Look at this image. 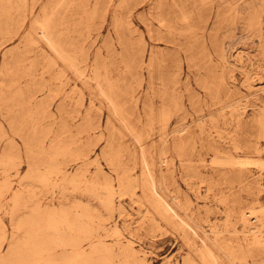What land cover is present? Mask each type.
Instances as JSON below:
<instances>
[{
	"label": "bare ground",
	"instance_id": "bare-ground-1",
	"mask_svg": "<svg viewBox=\"0 0 264 264\" xmlns=\"http://www.w3.org/2000/svg\"><path fill=\"white\" fill-rule=\"evenodd\" d=\"M112 1L80 0V3L88 14L102 8L105 20ZM192 1L199 9L208 11L205 21L213 12L214 23L226 19L229 26L226 33L228 40L225 39L216 51L214 68L217 73L213 81L206 82L201 79L200 71H196L197 82L206 90L208 97L198 98L196 106L200 107V112L192 122L200 126L199 133L205 136L203 138L207 146L213 149L210 160L190 148L196 140V135L188 132L191 123L182 121L178 126L171 125L176 111L183 108L181 94L177 93L176 87L172 95L168 94V87L160 89L161 105L155 114L159 137L155 146L158 157L155 159L149 155L143 133L129 122L127 110L116 97L118 91L124 89L128 78H135L141 86L144 69L150 82L156 77L162 80L163 75V51L154 47L146 49L143 36L140 34L135 37L133 34L136 29L131 19L134 9L130 5L131 0H119L113 15L115 36L105 39L93 57L79 36L70 32L71 23L76 26V22L73 16L60 11L64 0H50L40 8L41 16L35 15V0H0V37L9 35V39L13 38L11 24L14 11L24 14L29 10L25 16L33 17V26L25 36L24 47L18 46V50L11 48L3 52L4 55L11 53L15 60H19L25 51L35 53L24 73L28 76L26 86H17V78H13L11 93L14 97H7L9 107L18 104L29 111L55 119L48 94L62 93L58 109L67 108L65 101L70 94L62 90L69 79L66 70L70 69L78 81L91 91L96 88L111 106L113 114L123 123V129H120L122 136L130 135L138 149L142 167L138 174L132 173L133 167L120 164L116 157L111 156L110 164L117 173V185L108 176H100V167L94 173H89V165L96 163L91 160L89 143L75 146L65 143L62 134L69 127L61 121L58 131L49 136V143L44 140L45 134L40 132L24 137L25 154L29 157L36 152L41 158L42 155H48L50 161L45 167L56 176L59 183L49 182L45 175H39L36 171L39 167L36 166L33 173L22 174L18 186L14 187L9 167L17 164L22 150L12 140H8L3 147L0 146V164L5 169L0 183V210L6 204L11 206L12 230H8L0 213V264H152L146 249L134 244L136 239L130 232L139 233L141 229L160 231L163 236L170 232L178 233L188 248L183 264H199L200 261L205 264H264L261 260L264 258V66L251 56V48L256 45L264 47V24L260 19L264 15V0ZM163 2L152 0L149 13L157 20L158 26L166 25L173 32L171 19L162 11ZM172 4H175V0H172ZM25 16L19 22L18 29L23 26ZM181 16L187 18L189 15L183 11ZM239 21L244 31L237 36L233 24ZM60 25L64 27L60 28ZM251 28L255 29L257 38L248 37L249 33L245 29ZM156 29L153 22L148 24L152 40L159 38L156 35L159 29L158 32ZM40 42L45 44L47 50L40 46ZM206 56L211 57L209 54ZM246 58L250 59L248 63L245 62ZM38 59L43 62L40 71L34 69V65L40 62ZM88 66L91 73L85 78ZM237 72L239 77L236 76ZM0 74L3 75V70ZM178 80L177 74H174V85ZM241 86H245L249 93L242 94ZM186 90H190L188 84ZM40 92L48 94L39 98ZM129 92L130 102L137 109V93L134 89ZM250 98L254 99L253 102H250ZM147 106L149 113H153L154 102L150 100ZM248 107L253 111L246 118ZM204 109L209 111L204 112ZM91 110L88 108L82 116L89 133L101 126ZM215 110L219 116L214 115ZM17 117H9L14 131ZM228 125L233 131L239 127L253 128L255 140L240 138L226 131ZM111 126L108 120L106 127ZM0 130L1 136L6 135L1 126ZM213 132L228 147H220L211 136ZM171 138L172 147L181 157L183 165L199 173L210 166L212 169L206 173L211 179H235L241 190H248L238 209L240 229H232L227 223L220 226L217 222H210L207 216L205 218L188 212L186 202H183L175 188L170 187L175 183L170 168ZM121 147L132 152L129 144H122ZM189 148L188 156L183 157ZM233 151L238 153L233 154ZM55 154L63 155L62 161L52 159ZM67 155L76 163L74 171L67 170L63 165ZM220 161L225 163L220 165ZM34 177L46 186H52L46 193L51 192L52 198L58 196L57 204L52 200L45 201V192L33 188L30 181ZM55 186H61L59 194L53 189ZM233 187L232 184L230 188ZM81 188L88 196L98 199L102 213L98 208H92L89 199L77 197L75 192ZM209 189L211 185L207 184L204 190H195L194 194L198 198ZM218 198L226 197L218 195ZM27 205L29 211L23 210ZM117 217H120V223L114 220ZM111 221L114 222L111 224ZM203 221L208 228L203 225ZM199 230L204 233L203 236ZM124 231L130 235H125ZM240 232L243 237L238 234ZM106 237L111 239L107 240ZM85 239L89 240L88 243L83 242ZM248 254L252 255L251 263L245 259ZM167 263L178 264L170 258L165 259L164 264Z\"/></svg>",
	"mask_w": 264,
	"mask_h": 264
},
{
	"label": "rangeland",
	"instance_id": "rangeland-1",
	"mask_svg": "<svg viewBox=\"0 0 264 264\" xmlns=\"http://www.w3.org/2000/svg\"><path fill=\"white\" fill-rule=\"evenodd\" d=\"M49 1L50 0H35V15L40 14L41 16L42 11L40 8ZM64 2L60 11L67 13L69 16H73L76 22V26L71 23L72 30L70 32L79 36V39L83 41L87 50L90 52V56L93 57L94 52L99 46L104 44L103 42L105 39H112L115 36L113 15L119 0H113L111 2L105 20L102 17V8L88 14L81 5L80 0H64ZM151 4L152 0H131L130 5L134 7L131 13V19L136 29L133 34L135 37H138L140 34L143 36L146 42V49L154 47L163 51L162 80L156 77L154 81L150 82L147 70L144 69L141 86L137 83L135 78H128L124 89L119 90L116 97L120 104H123L124 108L127 110L129 122L138 132L143 133L149 155L155 159L158 157L155 146L159 138L157 122H155L157 116H155V114H157L158 108L161 105L160 89L168 87V94L172 95V90L176 87L177 93L181 94L180 101L183 102V108H181L180 111H176L171 125L173 126L176 124V126H178L182 121L185 123L188 122L189 124L191 123L188 132L194 133L196 135V140L190 145V148L194 152L200 153L205 159L210 160L213 149L207 146L206 139L203 138L205 136L199 133L200 126H198L196 122H192L193 119L198 117V113L200 112V107L196 106L198 98L208 97L206 90L197 82L196 71H200L201 79L206 80V82L210 83L213 81V77L215 73H217V70L214 68V62L217 59L216 51L225 39L228 40V37H226L229 28L228 23L226 19H221L217 21V23H214L213 12L210 13V17L205 21L204 18L208 11L199 9L192 0H175V4H172V0H164L162 11L164 14L168 15L172 21L173 32H170L169 27L166 25L158 26L157 20L150 15L149 10ZM183 11L189 15L187 18H182L181 13ZM14 12V21L11 24V35H13V38L9 39V35L0 37V73L1 70H3V75L1 76L0 74V126L3 131L6 132V135L1 136L2 132L0 130V146L3 147L8 140H12L13 143L22 150L21 158L17 160V164L14 167H9L12 186L17 187L21 175L33 173L36 166L39 167L38 170L36 169L39 175H45L49 182L59 183L56 176L50 174L49 169L45 167L50 161L48 155H42L41 158L36 152L30 154L29 157L25 154L24 137L32 135L35 132H40L45 134L44 140L49 143V136L58 131L61 121L66 123L67 128L69 127V130L62 134V139L65 143L70 144V146H75L79 143H89L91 160H95L96 162L89 165V173H94L96 169L100 167L102 169L100 176L102 178L103 176H108L112 179V182L117 185V173L110 164V157L113 156L116 157V160H118L120 164L127 165L130 168L133 167L131 170L132 173L138 174L142 168L139 163V152L133 144L130 135L122 136L120 129H123V123L113 114L111 106L107 104L105 98L99 94L98 90L94 88L91 91L87 86H84L81 81L77 80L70 69L66 70L69 79L62 90L63 93L70 94L65 101L67 106L66 109H62L61 111L58 109L62 93L58 95L48 94L47 92L39 93V98L45 97L47 94L49 95L50 108L55 119L48 115L44 116L40 113L29 111L18 104L13 108L9 107L7 97H14L11 93V88H13L12 85L14 83L13 78H17L15 83L17 86L24 88L28 78L24 73L35 56V53L31 50L25 51L19 60H15L9 52H7L6 55L3 54L4 51H8L11 48H16L18 50V46L24 47L25 36L31 26H33V17L28 15L25 16L29 13V10L25 11L24 14L18 11ZM24 16V24L18 29L19 22ZM260 19L263 25L264 15H261ZM150 22H153L154 27L159 29V33H156L157 37H159L157 40H152L149 36L148 24ZM36 27L38 26L36 25ZM62 27H64V25H60V28ZM233 27L235 28L237 36L241 35V32L244 31L240 21L234 22ZM157 29L155 30L156 32H158ZM254 31V28L245 29V32L249 33V38H257ZM39 44L42 48L47 50L43 42ZM146 52L147 50L145 51V55ZM251 52L252 58L257 60V62H261L264 66V47L256 45L255 48H251ZM206 54H209L211 57H207ZM38 61L40 62L34 65V69L40 71L43 62H41V59H38ZM249 61V58L245 59L246 63ZM60 66H62V63ZM90 73L91 69L88 66L86 68L85 78H87ZM174 74H177L179 79L176 85H174L173 82ZM236 76L239 77L240 74L237 72ZM150 83L152 84L151 87L149 86ZM187 84L190 86V90H186ZM229 85L233 86L232 83H229ZM73 88H76V90H73ZM131 89H134L135 93H137V109H135L130 102L129 91ZM240 92L242 94H247L249 90L245 86H241ZM150 100L155 104L153 113H149L147 106ZM253 100V98H250V102H253ZM88 108L92 109V114L96 116V119L101 125L100 128L91 130V133L88 132L82 120L83 113ZM208 111V109H204V112ZM252 111V108L248 107L245 113L246 118L251 115ZM12 115L18 116L16 131H14L9 123V117ZM214 115L219 116L217 110L214 111ZM182 117L185 118L182 120ZM108 120L111 121V128L106 127V122ZM226 131L232 132L240 138L249 139L250 141L255 140L256 137L254 129L249 126L243 128L239 127L233 131L228 125ZM211 136L220 144V147H228L227 143L223 142L215 132H213ZM169 143L171 146L170 153L172 158L170 168L173 170V175L175 177V183L170 187L172 189L175 188L183 202H186L188 212H193L196 216L208 217L210 222H217L220 226L227 223L232 229H240V223L237 217L238 209L241 205L240 202L242 198L246 196L248 190L246 188L241 190V186L237 184V180L235 179L231 181L211 179L206 173L207 170L212 169L210 166H207L208 168H203V173L191 170L181 163V157L172 147V138ZM122 144H129L132 152H128L123 147L120 148ZM190 148L185 152L186 154H184L183 157L188 156ZM118 149H120V151H118ZM237 153L238 152L233 151V154ZM52 159L62 161L63 155L55 154ZM219 163L223 165L225 162L220 161ZM63 165L69 171H74L76 167V163L71 160L69 156L63 160ZM156 168L158 169L159 167ZM164 168L166 169L167 167L164 166ZM4 170V166L0 164V183L3 179ZM30 183L36 191L45 192V201L47 199L56 202V204L58 203V196L52 198L50 195L51 192L46 193L47 189H52L50 184L46 186V184L42 183L37 177H34ZM207 184L211 185V189H209L205 195L196 198L194 191L204 190ZM232 184L234 187L230 188ZM53 189H56V193L59 194L61 186H55ZM79 190L75 192L77 197L80 199H89L92 203V208H98L102 213V208L101 205H99L98 199L93 196H88L86 192H83L82 188ZM218 195H225L226 198L220 199ZM2 207L0 213L4 218L8 230L11 231V206L6 204ZM23 210L29 211V206L27 205ZM114 220L119 223L121 222L120 217ZM112 222L114 221H111V224ZM203 225L207 228L209 227L204 221ZM124 232L125 235H130L127 231ZM130 232L133 238L136 239L134 244H136L137 247L143 246L146 249L147 256L152 264H164L167 258L172 259V262H177L178 264L184 263V256L187 254L188 248L178 233L170 232L163 236L160 231L154 232L147 231L146 229H141L139 233H133V230H130ZM199 233L201 236L204 235L201 230H199ZM238 234H241V237H243L242 232ZM106 239L110 240L111 237H106ZM88 241V239H85L83 242L88 243ZM245 259L248 260L249 263L253 262L252 255L250 254L246 255ZM261 260L264 263V258ZM199 264L205 263L200 261Z\"/></svg>",
	"mask_w": 264,
	"mask_h": 264
}]
</instances>
